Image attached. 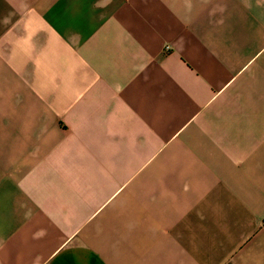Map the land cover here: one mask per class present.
Wrapping results in <instances>:
<instances>
[{"label": "crops", "instance_id": "1", "mask_svg": "<svg viewBox=\"0 0 264 264\" xmlns=\"http://www.w3.org/2000/svg\"><path fill=\"white\" fill-rule=\"evenodd\" d=\"M264 0H0V264H264Z\"/></svg>", "mask_w": 264, "mask_h": 264}, {"label": "built area", "instance_id": "2", "mask_svg": "<svg viewBox=\"0 0 264 264\" xmlns=\"http://www.w3.org/2000/svg\"><path fill=\"white\" fill-rule=\"evenodd\" d=\"M262 227H263V229H264V221H263V223H262Z\"/></svg>", "mask_w": 264, "mask_h": 264}]
</instances>
